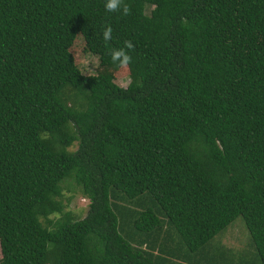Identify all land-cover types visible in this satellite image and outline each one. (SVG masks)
<instances>
[{
	"label": "trees",
	"instance_id": "16d2710c",
	"mask_svg": "<svg viewBox=\"0 0 264 264\" xmlns=\"http://www.w3.org/2000/svg\"><path fill=\"white\" fill-rule=\"evenodd\" d=\"M106 3L0 0V264H264V0Z\"/></svg>",
	"mask_w": 264,
	"mask_h": 264
},
{
	"label": "rangeland",
	"instance_id": "374dc122",
	"mask_svg": "<svg viewBox=\"0 0 264 264\" xmlns=\"http://www.w3.org/2000/svg\"><path fill=\"white\" fill-rule=\"evenodd\" d=\"M72 51L76 64L83 75H97L99 71L98 58L85 52V46L81 39H77L75 41ZM114 76L115 82L120 87H126L130 81L127 73L122 70L117 71ZM75 149V146L71 148V150ZM63 193V203L66 205L67 211L76 215L78 219L85 217L88 211V201L81 196L79 189L75 185L70 188L65 187ZM56 217L57 219L59 218L58 215H56ZM220 236H222L220 238L221 243L228 248L243 250V248L248 246L247 243L249 241V234L240 217L231 223L228 228L220 233L216 238L218 239Z\"/></svg>",
	"mask_w": 264,
	"mask_h": 264
},
{
	"label": "clouds",
	"instance_id": "9594fccd",
	"mask_svg": "<svg viewBox=\"0 0 264 264\" xmlns=\"http://www.w3.org/2000/svg\"><path fill=\"white\" fill-rule=\"evenodd\" d=\"M123 4V0H107L106 9L112 12H119L121 10V6ZM123 14L128 15L130 14V8L127 4H123ZM112 28L109 26L104 31V39L108 41L111 39ZM134 45L131 41H125V47L120 49H113L111 52V58L114 63H118V66L121 68H126L131 60L132 57L129 55L126 49H133Z\"/></svg>",
	"mask_w": 264,
	"mask_h": 264
}]
</instances>
